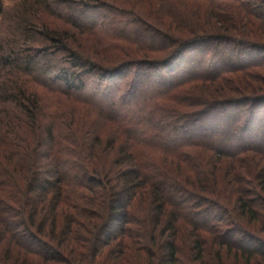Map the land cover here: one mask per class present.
Segmentation results:
<instances>
[{
  "label": "trees",
  "instance_id": "1",
  "mask_svg": "<svg viewBox=\"0 0 264 264\" xmlns=\"http://www.w3.org/2000/svg\"><path fill=\"white\" fill-rule=\"evenodd\" d=\"M259 205L264 0H0L2 264H264Z\"/></svg>",
  "mask_w": 264,
  "mask_h": 264
},
{
  "label": "rangeland",
  "instance_id": "2",
  "mask_svg": "<svg viewBox=\"0 0 264 264\" xmlns=\"http://www.w3.org/2000/svg\"><path fill=\"white\" fill-rule=\"evenodd\" d=\"M165 22H166L165 25L169 26L170 28L175 27V25L171 21L165 20ZM216 25H218V24H216ZM38 93L41 97L42 105L45 108L44 110L46 111V114L51 113V112L58 113L60 111L65 112L66 111L65 104L69 105V104H71L70 102H72L68 98L63 97L62 95H60L58 93L49 92V91L41 89L39 87H38ZM73 103H74V106L76 107V109L80 110V107H82V105L79 103H76L74 101H73ZM107 130H109V129H107ZM109 135H114V130L113 131L111 130V134H109ZM234 212H236V211L234 210ZM256 214H257L256 216L259 219H264V207H262V205L258 206ZM245 226L250 228V229L254 227V226H252V224L250 222L246 223ZM255 229L258 230L257 227ZM134 230H135V234H137V233L139 234V232H141V231H139V229L137 227ZM180 230H182V229H180ZM188 233L189 232L186 233L185 231H181L179 234L180 238H179V242H178V249H179L181 257H180V263H178V264H188L189 260L193 259V256H194V253L191 250V246L189 247L191 237ZM127 235H129V234H127ZM200 235H202V234H200ZM135 236L131 235L130 237H128V236L122 237L121 242L116 245L117 250L119 251V254L123 255V256H125V258H127L128 264H129V261H128L129 256H131L130 251H129V247H131V246H129V245L132 243L131 242L132 239H133V241H135V240H138V238H139V236L138 237H135ZM203 237L204 236L202 235V238ZM209 240L210 239H208V243L206 244V246H208L206 258L208 260L210 259L212 264H216V262L218 261L215 259V254H214V251H217V250L221 255V259L223 261H226V263L233 264L236 261V252L234 250H232L231 253H228L224 250V248L219 247L217 245L214 246L213 244H211V241H209ZM5 244H7V248L11 247V244L9 245L8 240H6V239L3 240L2 242H0V247L3 248V245H5ZM5 247H6V245H5ZM14 253H17L18 255L14 254ZM187 253H188V255H187ZM114 255H116V253ZM14 256L25 258V259L30 258V260H32V261H35V258L38 260L41 259L38 256H34L32 254H29V253L27 254L24 251L15 250L14 247H12V250H9L8 253L4 252V257H5L4 259L5 260H7V259L10 260V258L14 259ZM136 263H137V261L135 262V260H134V264H136ZM0 264H2V263L0 262Z\"/></svg>",
  "mask_w": 264,
  "mask_h": 264
}]
</instances>
